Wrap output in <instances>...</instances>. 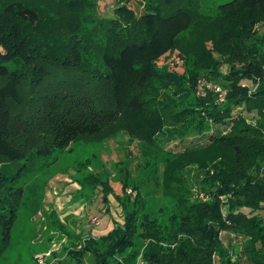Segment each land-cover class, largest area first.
<instances>
[{"label":"trees","instance_id":"trees-1","mask_svg":"<svg viewBox=\"0 0 264 264\" xmlns=\"http://www.w3.org/2000/svg\"><path fill=\"white\" fill-rule=\"evenodd\" d=\"M86 2L0 3V259L10 246L24 196L17 182L31 168V159L81 138L101 140L126 130L167 153L170 177L178 179L175 174L195 166L197 196L173 194L176 211L165 231L148 215L139 224L137 185L135 208H125V224L116 223L100 238L89 236L71 255L89 251L97 264H129L117 255L139 235L147 241L143 264H216V255L223 264H238L221 236L227 230L243 238L241 255L250 264H264V0H232L214 17L201 19L199 0H153L140 16L119 5L117 17L103 25V68H90L81 59L79 47L85 43L72 40V28L67 35L72 47L60 59L57 38L66 25L62 29L48 17L43 26L44 4L57 18L73 15L80 23ZM190 24L194 40L179 43L176 36ZM170 47L184 54L183 74L153 65ZM54 60H61L68 75L84 70L86 76L75 81L70 74L51 82ZM202 78L220 84L224 100L212 88L200 91ZM244 111L254 114L248 119ZM220 124L230 125L214 132ZM31 132L36 135L30 137ZM209 132L206 144L175 149L192 134ZM28 146L33 149L26 155ZM3 161L18 166L6 170ZM86 180L102 190L104 201L115 191L108 179L90 173ZM122 183L125 191L129 182Z\"/></svg>","mask_w":264,"mask_h":264},{"label":"rangeland","instance_id":"rangeland-1","mask_svg":"<svg viewBox=\"0 0 264 264\" xmlns=\"http://www.w3.org/2000/svg\"><path fill=\"white\" fill-rule=\"evenodd\" d=\"M199 1L198 18H209L221 12L222 4L232 0ZM152 4L153 0H87L82 13L78 16L80 23L72 20L73 15H62L57 18L54 8L44 4L43 26L45 27L44 21L48 17L53 23L55 21L62 23V29H65L66 25V30L60 31L66 38L64 36L57 38V46L63 43L67 45L58 47L60 59L72 47L67 43V40H70L67 35L72 28L76 37L72 40L85 43L79 47L81 59H84L90 68H103L99 53V48L106 38L103 25H106L110 18L117 17L114 8L122 5L140 16ZM260 32H264L263 25L260 26ZM194 34L196 32L190 24L176 36V40L179 43H189L194 40ZM73 55L75 56L74 52ZM60 62L61 60H54L53 72L48 78L51 82L59 78L63 81L70 74L75 81H81L78 75L82 78L86 76L84 70L70 72L68 75L65 70L67 67L63 68ZM153 65L158 69L183 74L184 54L182 50L170 47L156 57ZM28 75L30 77L33 75L31 70L28 71ZM205 80L211 82L209 79ZM244 113L248 119L254 114L246 111ZM229 125H215L213 131L224 132ZM210 134V132L201 136L192 134L175 146V149L204 145L208 142ZM34 135L36 133L31 132L30 137ZM20 137L25 139L24 135ZM157 137L159 138V135ZM161 139H164V135ZM174 143L175 141L171 142L169 147L175 145ZM28 147H25L26 155L33 149L31 146ZM166 157L167 153L155 142L136 139L126 130H120L101 140L92 137L81 138L66 148L55 149L47 157L31 159L34 161L31 168L25 170L17 182L23 187L24 196L12 229L10 246L0 259V264H38L35 256L49 250H54L49 257L53 264H97L93 252H83L79 256L71 255V252L82 247L89 236L100 238L113 229L116 223L125 224V208L130 210L135 208V200L138 197L135 189L137 185L142 192L139 196L141 198L139 224L144 216L148 215L156 218L160 226L168 231L170 214L176 211L173 194L197 196L198 176L197 168L190 164L183 173L175 174L180 175V178L170 177L165 171ZM5 164L7 165L5 169L10 171L18 166L3 161V165ZM90 173L100 179H108L117 192L110 193L108 200L104 201L102 190L86 180ZM124 180L129 182L125 191L121 187ZM221 236L234 261L238 264H250V261L241 255L242 237L227 230L223 231ZM135 238V244L118 254L117 258L129 264H141L147 241L139 235ZM101 245L105 247L104 242ZM215 259L216 264L224 263L217 255Z\"/></svg>","mask_w":264,"mask_h":264},{"label":"built area","instance_id":"built-area-1","mask_svg":"<svg viewBox=\"0 0 264 264\" xmlns=\"http://www.w3.org/2000/svg\"><path fill=\"white\" fill-rule=\"evenodd\" d=\"M206 88H212L218 94L219 100H224L226 96V90L220 84L206 81L204 78L200 79V83H199L200 91H203ZM94 219L96 221V217ZM53 251L54 250H49L36 255L35 259L37 260L38 264H53L52 261H49V257L51 256V252ZM141 264H143V260L141 261Z\"/></svg>","mask_w":264,"mask_h":264}]
</instances>
